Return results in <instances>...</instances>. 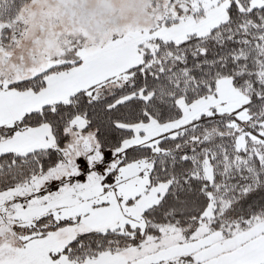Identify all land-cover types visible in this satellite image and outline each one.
<instances>
[{
    "label": "snow or ice",
    "instance_id": "6c2138e0",
    "mask_svg": "<svg viewBox=\"0 0 264 264\" xmlns=\"http://www.w3.org/2000/svg\"><path fill=\"white\" fill-rule=\"evenodd\" d=\"M0 264H264V0H0Z\"/></svg>",
    "mask_w": 264,
    "mask_h": 264
},
{
    "label": "rangeland",
    "instance_id": "374dc122",
    "mask_svg": "<svg viewBox=\"0 0 264 264\" xmlns=\"http://www.w3.org/2000/svg\"><path fill=\"white\" fill-rule=\"evenodd\" d=\"M100 0H89V4L90 6L95 7L97 5V3H99ZM108 3H110L111 5L119 8L121 6L122 0H108ZM121 19H120V23L124 24L128 22V19L130 17V13H128L127 11H123L120 13ZM101 21L104 22V18H101Z\"/></svg>",
    "mask_w": 264,
    "mask_h": 264
}]
</instances>
